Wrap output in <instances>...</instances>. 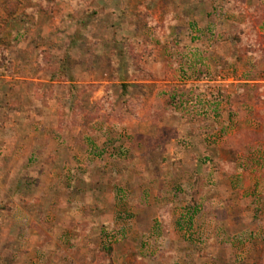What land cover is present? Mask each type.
I'll use <instances>...</instances> for the list:
<instances>
[{
    "label": "rangeland",
    "instance_id": "1",
    "mask_svg": "<svg viewBox=\"0 0 264 264\" xmlns=\"http://www.w3.org/2000/svg\"><path fill=\"white\" fill-rule=\"evenodd\" d=\"M0 264H264V0H0Z\"/></svg>",
    "mask_w": 264,
    "mask_h": 264
},
{
    "label": "trees",
    "instance_id": "2",
    "mask_svg": "<svg viewBox=\"0 0 264 264\" xmlns=\"http://www.w3.org/2000/svg\"><path fill=\"white\" fill-rule=\"evenodd\" d=\"M238 229H240V228H238Z\"/></svg>",
    "mask_w": 264,
    "mask_h": 264
}]
</instances>
